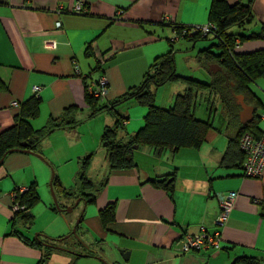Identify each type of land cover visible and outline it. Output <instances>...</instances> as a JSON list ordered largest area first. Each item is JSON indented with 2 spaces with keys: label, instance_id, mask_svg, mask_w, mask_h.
Segmentation results:
<instances>
[{
  "label": "crops",
  "instance_id": "crops-1",
  "mask_svg": "<svg viewBox=\"0 0 264 264\" xmlns=\"http://www.w3.org/2000/svg\"><path fill=\"white\" fill-rule=\"evenodd\" d=\"M78 1L0 0V78L7 86L6 91L0 92V129L14 124L18 113L14 102L24 103L34 96L33 88L37 85L41 104L39 116L31 120L35 129L45 126L51 117H60L70 106L77 108L76 118L80 120L76 127L55 131L43 141L42 153L47 160L54 163L65 158L79 166L80 159L92 155L91 169L101 173V182L95 186L96 200L78 205L83 216L78 233L84 228L80 237L95 251L94 256L74 258L67 253L52 252L43 264H104L101 258L106 264H232L243 256L258 258L264 264V175L250 179L243 176L242 165H221L230 138L237 135L238 128L237 119L230 116L220 98L216 104L203 91L200 103L195 106L196 117L213 124L201 148L167 150L157 155L147 147H138L133 151L135 165L129 169L111 170L101 146L104 128L115 122L112 113L104 111L87 117L92 108L85 99L86 88H95L103 75L108 81V92L101 103H110L138 86L154 59L171 47L172 22L165 18L184 25L210 23L212 0H82L87 10L84 14L73 12L77 6L70 10ZM252 4L254 22L250 27L260 30L264 24V0H253ZM119 9L125 10L121 17L116 16ZM57 22L60 27H56ZM210 41L211 44L204 41L206 46L198 44L200 41L176 42L175 60L176 52H194L197 47L199 51L210 48L219 54L220 50L211 48L215 41ZM51 42L57 44L55 48H49ZM86 47L92 55L86 54ZM238 48L251 53L263 49L264 42L252 40ZM107 52L109 57L104 60ZM204 59L196 56V65H190L192 76H185L212 81L220 69L213 62L206 66ZM99 61L101 69L94 71ZM75 65L80 72H75ZM166 86L170 90L160 99L158 89L156 103L160 99L157 105L168 108L185 86L178 83ZM250 89L260 105L257 110L261 116L257 125L260 136L264 129V75L250 82ZM236 99L239 100L237 96ZM247 106L239 112V123L253 120L255 109L253 105ZM119 108L128 117L129 133L144 125L146 107L131 101ZM99 152L103 155L101 164L95 160ZM44 159L41 154L17 151L9 154L0 166V264L41 263L43 249L25 243L16 230L30 239L42 234L55 240L68 233V228L54 219L53 203L41 207L49 208L54 229L33 230L34 207L43 199L39 182L47 184L51 176V166ZM168 176L173 194L149 181ZM32 183L36 184L40 201L31 208L33 226H25L21 221L11 220L13 194L15 189ZM231 192L238 193V197L222 233V250L184 253L179 237L204 228L214 230L220 199ZM45 200L50 199L45 195ZM111 203L116 205V219L106 227L100 210ZM85 251L80 252L86 254ZM115 251L120 257L124 253L127 259L120 261Z\"/></svg>",
  "mask_w": 264,
  "mask_h": 264
},
{
  "label": "trees",
  "instance_id": "trees-1",
  "mask_svg": "<svg viewBox=\"0 0 264 264\" xmlns=\"http://www.w3.org/2000/svg\"><path fill=\"white\" fill-rule=\"evenodd\" d=\"M253 0H249L247 4H243L241 0L236 3H230L229 0H212L210 9V23L214 26L212 36H202L199 33L192 35L186 34L181 36L179 40L171 38V47L167 53L156 57L148 71L145 73L142 82L135 87L128 89L122 95L115 97L110 103H101L106 95L94 97L86 88L85 99L88 101L92 110L89 118L95 117L97 114L108 111L115 117V122L111 126H106L101 135V146L106 151L107 161L112 170L129 169L135 164L133 158L134 146L147 147L155 154L160 155L167 150L176 152L182 148L199 149L207 140V135L213 124L210 120L199 119L195 115V106L200 100V93L208 91L207 98H220L222 104L225 105L233 119H237V135L230 138L227 150L222 158L221 165L225 166H241L243 171V163L246 157L245 152L239 145V140L245 133H250L254 137H259L257 125L260 122L261 116L257 113L259 102L252 94L250 82L255 81L264 75V48L254 52H241L238 48L241 44L258 40L264 42V24H261L260 30H252L250 25L254 22ZM77 6V10L73 8ZM85 5L82 0L72 5L73 12L84 14ZM125 14L124 9H119L116 12L117 17ZM122 18L117 19L120 21ZM141 23V22H140ZM174 28L185 27L184 24H173ZM214 40L211 45L220 50L219 54H214L210 48L200 50L198 59L205 58V65L213 62L220 67V70L213 75L210 82H203L192 77H184L178 74L175 60V49L173 44L182 40L197 42L200 40ZM87 55H92L85 48ZM109 53L103 55L104 60L108 59ZM101 61L98 62L94 71L101 69ZM75 72H80L79 66H74ZM104 76H100L96 85H99L100 80ZM171 83H181L185 86L184 92L178 93L174 103L166 108L157 105L156 95L158 89ZM105 89L108 92V84ZM7 86L0 78V92L6 91ZM236 96L239 100L236 99ZM240 97L243 98L245 105H253L255 112L253 120L242 124L239 123V112L242 109ZM136 102L141 106L146 107L147 112L144 116V125L135 133L127 131L128 117L120 112L122 105L128 102ZM100 102V103H99ZM41 98L34 94L24 103L14 106L18 113L14 116V124L6 129H0V166L5 161L6 157L17 151H30L37 154L42 153L43 141L60 129L74 128L80 124V120L76 118L77 108L70 106L66 108L62 115L58 118L48 120L47 124L39 129H35L31 125V120L39 116ZM14 105V104H13ZM76 108V109H75ZM262 134V132H261ZM260 134V135H261ZM92 155H88L79 160V171L76 176L80 182V192L76 194V199L81 202L93 203L96 200L95 186L87 178V170L90 166ZM166 178L150 179V183L156 188H165L170 194L172 193V182ZM250 179H260L246 177ZM107 182H104L106 184ZM53 190L58 193H64L66 196H71L72 191L62 187L59 179L55 176L52 179ZM24 192L20 189H15L16 198L13 202H19L24 206V209L13 210L11 220L16 222L21 221L25 226H33L34 217L31 214V208L40 201V196L36 191V184L32 183ZM62 196V195H59ZM72 197V196H71ZM59 203V205H58ZM67 207L60 203H53L52 210L54 212L67 213L63 208ZM13 208V205H12ZM100 218L106 225L112 223L116 219V205L113 203L105 206L100 210ZM81 221L75 225L76 231L81 226ZM14 226L16 222H14ZM25 243L37 246L43 249L44 255L41 263L49 258L52 252H62L72 255L74 258L84 257L80 251L70 245L69 239L73 237L72 231L66 237L53 239L38 234L30 239L26 235L15 231ZM79 234V233H78ZM75 236V235H74ZM77 245V243H76ZM86 256L91 255L87 251ZM118 264V263H117ZM232 264H261V261L255 257H239Z\"/></svg>",
  "mask_w": 264,
  "mask_h": 264
},
{
  "label": "rangeland",
  "instance_id": "rangeland-1",
  "mask_svg": "<svg viewBox=\"0 0 264 264\" xmlns=\"http://www.w3.org/2000/svg\"><path fill=\"white\" fill-rule=\"evenodd\" d=\"M165 21H167L169 23L171 21L172 22V25H171L172 27H173V24L175 23V22L172 21V19L170 17H166ZM57 23H56V27H60L61 23H60V25H57ZM175 24H177V23H175ZM197 25H202V24H197ZM204 41H208V42H210L209 44H211V41L209 39L208 40H204V39L200 40V42H198V44H203V45L206 46L207 42H204ZM51 43H53V46H51V44H50L49 48H55L57 44L55 42H51ZM54 45H55V47H54ZM199 49L200 48L197 47L194 52L192 50L189 53L176 52V62L178 63L177 72H178L179 75L184 76V77L192 76L191 75L192 67H190V65L191 66H195L196 65L195 57L198 56ZM191 57H193V59H191ZM193 68H195V67H193ZM198 77L202 78L201 76H198ZM202 79H204V78H202ZM202 81H205V80H202ZM178 84H180V86L183 85L181 83H178ZM168 88L169 87L165 86V87H162L161 89H159V97H160V99H164L166 92L170 90V89L168 90ZM208 94H209V92H208ZM216 98H217V100H216ZM160 99L157 101V103H160ZM212 101H214V102L216 101V104H219L218 103V97L212 98ZM198 103H200V102H198ZM18 104H19V102H18ZM240 140H239V145H240ZM77 144L79 146H81V147L83 146L82 143H77ZM43 156L45 158L44 161L51 166V176H50V179L47 182V184H43V182H42V184H40V182H39V186H40L39 192L41 193V196H42L43 199H42V201H40L34 207L35 208L34 209V213L36 212V214H35V216H36V224L33 226V230L35 231L37 229V227H40V228L41 227H44V228H48L49 227V230H52L55 227V224L51 225L52 224V219H51L52 215L49 214L50 211L47 210L48 207L47 208H42L41 207V206L46 205L48 203H55V199H54V196L52 194L51 187H50V182H51V179H52V176H53L52 173H54L55 176L58 177L62 187L65 188L67 191L68 190L72 191V194H71L72 197L69 198V197H66V195L64 193L56 194V191L54 190L57 202L59 200L61 204L67 205V207L63 208L64 210L74 206L73 209H69V211L67 213H65V214L60 213V212H56V213L54 212L55 215L59 216L61 221L58 219V217H56L53 214L54 219L58 223L64 224V226H66L68 228V233H70V231H72L74 229L75 225L78 224V221L79 220L81 221V219H80L81 218V216H80V208L78 207V205H80L81 200L79 198L78 199L75 198L76 194L79 193L80 189H81L79 178H77V176H76L77 172L79 171V166H76L75 163H73V162L71 163L68 159H65V158H58V159H56V162H54V163L53 162H49V160H47V158H46V156L44 154H43ZM102 156H103L102 153L99 152L95 156L96 162L101 164L102 163ZM80 157L82 158V156H80ZM55 163H56V165H55ZM100 176H101V173H99L98 171H93V169H91V166H89V168L87 170V176L86 177L89 178L91 183H93L94 185L97 186L101 182V177ZM45 195H46V197L48 199H50L49 201L45 200ZM59 195H62L63 197L59 196ZM237 197H238V193H237ZM78 200H79V204L75 205ZM66 202H69L70 204L68 205ZM73 203H75V204H73ZM58 205H59V203H58ZM201 230L199 232H201ZM83 232H84V228L80 229L79 234L78 233L77 234L80 236V234L82 235ZM199 232H196V233H199ZM36 233H39V232H36ZM68 233H66L65 235L66 236L69 235ZM196 233H194V232H185L184 234H182L179 237V239H178L179 245H180V243L182 241H184L186 238L189 237V234H196ZM86 237L89 238L88 235ZM80 239H81V237H80ZM81 241L83 243H81L80 240H78L76 238V236H74V235H73L72 238L69 239L70 245L75 247L78 251L86 250L85 251L86 253H88L87 251H90L91 252L90 256H94V254H95L94 252L95 251L93 249H91V246L88 245L87 243H85L84 240L81 239ZM76 243H77V245H76ZM87 246H88V248H87ZM115 253H116L117 258L120 261H122V259L125 256L124 253H123V255L121 253V255H122L121 257H120V254H119L118 251L117 252L115 251ZM101 259H103L105 262H107L104 258H101ZM87 260H88L87 262H94V261H92L90 259H87ZM105 262H104V264H106Z\"/></svg>",
  "mask_w": 264,
  "mask_h": 264
},
{
  "label": "built area",
  "instance_id": "built-area-1",
  "mask_svg": "<svg viewBox=\"0 0 264 264\" xmlns=\"http://www.w3.org/2000/svg\"><path fill=\"white\" fill-rule=\"evenodd\" d=\"M60 25V22L57 23ZM173 28L172 39L179 40L181 36L186 34L199 33L202 36H207L214 33V26L212 24L202 25H187L185 27ZM53 46V43H50ZM55 47V45H54ZM108 81L106 78H102L95 88H89V93L94 97L100 95H106L105 89ZM34 93L36 95L40 92V87L35 86ZM14 106H18V102H14ZM241 149L245 152L246 157L243 163V175L245 177L258 178L264 175V129L259 137H254L250 133L242 135L240 140ZM28 188L20 189L21 192L26 191ZM16 198V194H13V202ZM237 198L236 192H231L227 196L220 199V211L218 216L214 220L215 229L207 231L202 229L201 232L196 234H189V237L180 243V248L184 253L188 252H206V251H220L222 249V233L227 226L231 212L235 206ZM13 210L19 211L24 209V206L19 202L13 204Z\"/></svg>",
  "mask_w": 264,
  "mask_h": 264
},
{
  "label": "water",
  "instance_id": "water-1",
  "mask_svg": "<svg viewBox=\"0 0 264 264\" xmlns=\"http://www.w3.org/2000/svg\"><path fill=\"white\" fill-rule=\"evenodd\" d=\"M216 67H217L218 69H220V67H218V66H216ZM240 102H241V106H242V108H243V109H247L248 106L244 104V101H243L242 97H240ZM253 111H254V109L251 108V113H252ZM137 148H138L137 145L134 146V149H137ZM24 152L34 153V152H30V151H24ZM53 177H54V174H53V176H52V179H53ZM52 179H51V182H50V187H51V191H52V194H53V196H54V199H55V203L57 204V199H56V196H55V193H54V190H53ZM78 204H79V200L76 202L75 205H78ZM73 208H74V206L65 209V211L68 212L69 209H73ZM80 219H81V218H80ZM79 222H80V220L78 221V223H79ZM72 233L76 236V238H77L78 240H80L81 243H83V242L81 241V239H80V236H79V235L77 234V232H76V227H74V229L72 230ZM87 248H88V246H87ZM83 256H86V255L84 254ZM124 258L127 259V255H125Z\"/></svg>",
  "mask_w": 264,
  "mask_h": 264
},
{
  "label": "clouds",
  "instance_id": "clouds-1",
  "mask_svg": "<svg viewBox=\"0 0 264 264\" xmlns=\"http://www.w3.org/2000/svg\"><path fill=\"white\" fill-rule=\"evenodd\" d=\"M205 229V228H204Z\"/></svg>",
  "mask_w": 264,
  "mask_h": 264
}]
</instances>
